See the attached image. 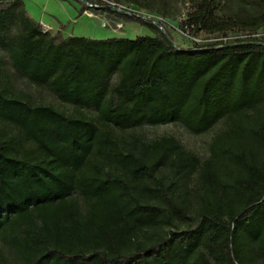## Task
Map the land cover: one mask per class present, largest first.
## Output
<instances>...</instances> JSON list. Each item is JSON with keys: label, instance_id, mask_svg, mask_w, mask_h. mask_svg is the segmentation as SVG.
Listing matches in <instances>:
<instances>
[{"label": "trees", "instance_id": "1", "mask_svg": "<svg viewBox=\"0 0 264 264\" xmlns=\"http://www.w3.org/2000/svg\"><path fill=\"white\" fill-rule=\"evenodd\" d=\"M237 1L219 19L200 0L192 32L264 28V0ZM22 6L0 0V48L18 75L72 105L0 85V233L22 264H264V40L177 48L112 9L155 34L64 38ZM220 118L203 160L172 136L115 133L173 121L202 132Z\"/></svg>", "mask_w": 264, "mask_h": 264}, {"label": "rangeland", "instance_id": "2", "mask_svg": "<svg viewBox=\"0 0 264 264\" xmlns=\"http://www.w3.org/2000/svg\"><path fill=\"white\" fill-rule=\"evenodd\" d=\"M68 1L76 3L79 8L82 3H86L89 8H86L82 12L86 16H80L81 14H79L77 21L74 22L71 17L72 7L70 4L68 5ZM109 1H115L135 8L140 14L159 21L169 38L183 48H191L195 42L206 44L236 38L264 40V28L254 31L250 34V37H247L249 35L245 34L246 31L244 33V31L236 26L234 29L226 32H206L204 30H200L198 33L192 32L189 17L200 0H23L22 10L25 15L27 12L37 15L42 14L47 20L56 22L58 28L52 29L46 25L42 27L44 29H52L53 32L60 30L62 36L74 31L79 35H84L80 31L83 25L86 28L95 29L97 32L100 30L106 32L118 30L122 31L123 35L131 36H136L137 34H155V32L138 21L127 19L123 15L110 11V8L106 7ZM240 5L237 0H213L212 9L217 18L228 19L234 15ZM89 13L92 15L89 16ZM93 18L100 20L99 26L95 24V20H92ZM129 22H133L134 24L129 26ZM100 26H104L105 28ZM158 29L159 33H161L159 27ZM13 30L17 32L19 25L15 24ZM112 81H115V76H113ZM2 84H8L17 92L29 95L34 103L53 104L66 111L72 110L71 103L57 98L46 86L37 85L18 75L11 67L8 53L0 48V85ZM226 127L225 118H220L211 127L202 132H192L181 122L173 121L153 125L141 124L123 131L115 129V133L119 138L127 137L129 134H136L146 142L162 136H172L185 150L198 155L203 160L210 154V145L213 138L225 130ZM189 188L191 190L192 202H194L197 194L201 191L200 173L198 170L192 174ZM77 198L84 209L85 207L81 198L78 196ZM0 258L6 264H22L18 254L9 245L2 233H0Z\"/></svg>", "mask_w": 264, "mask_h": 264}, {"label": "crops", "instance_id": "3", "mask_svg": "<svg viewBox=\"0 0 264 264\" xmlns=\"http://www.w3.org/2000/svg\"><path fill=\"white\" fill-rule=\"evenodd\" d=\"M69 2V1H68ZM70 4V6L72 7V13H71V17L73 19V21H77V17L79 16L78 12H77V9L79 8L78 5L76 3H68V5ZM28 17H30L31 19H33L34 21L38 22L39 24H41V26H48L50 28H58V25L56 22H53V21H50V20H47L45 18L44 15H37V14H33L31 12H27L26 14ZM80 16H86L84 13L81 14ZM92 18V17H90ZM92 20H95V24L96 25H100V20L98 19H95L93 18ZM134 23L133 22H129L128 25L129 26H132ZM98 25V26H99ZM100 27H104V26H100ZM105 28V27H104ZM75 30V29H74ZM109 30V29H108ZM81 31V34H84L86 35L85 37H88V38H94V39H107V38H113V37H123V38H127V37H134V36H131V35H123L122 31H112V30H109L108 32L106 31H103V30H100L99 32L95 31V29H90V28H86L84 27V25L82 26V28L80 29ZM69 35H79L77 32H69L68 34H66L65 36H63L64 38H66L67 36ZM84 35H80V36H84Z\"/></svg>", "mask_w": 264, "mask_h": 264}, {"label": "water", "instance_id": "4", "mask_svg": "<svg viewBox=\"0 0 264 264\" xmlns=\"http://www.w3.org/2000/svg\"><path fill=\"white\" fill-rule=\"evenodd\" d=\"M83 1H84V0H83ZM106 7L110 8V9H113V10H116V11H119V12H121V13H125V12H126L125 10L118 9L117 7L112 6V5H106ZM132 15H133V16H137V17H140V18H143V19H146V20L152 22L153 24H155L157 27L160 28L161 33L165 36V38H166V39H167L172 45L176 46L177 48H180V46L177 45L173 40H171V39L169 38V36L165 33V29H164L163 25H162L159 21L154 20V19H152V18H150V17H148V16H146V15H143V14H139V15L132 14ZM256 42H260V41H256Z\"/></svg>", "mask_w": 264, "mask_h": 264}, {"label": "built area", "instance_id": "5", "mask_svg": "<svg viewBox=\"0 0 264 264\" xmlns=\"http://www.w3.org/2000/svg\"><path fill=\"white\" fill-rule=\"evenodd\" d=\"M108 5H112V6L117 7L118 9L125 10L126 12L124 14H127V15H132V14L139 15L140 14L139 11H137L135 8H131V7L127 6V5H124L122 3H118V2H115V1H109Z\"/></svg>", "mask_w": 264, "mask_h": 264}, {"label": "bare ground", "instance_id": "6", "mask_svg": "<svg viewBox=\"0 0 264 264\" xmlns=\"http://www.w3.org/2000/svg\"><path fill=\"white\" fill-rule=\"evenodd\" d=\"M92 14L91 13H89V16H91Z\"/></svg>", "mask_w": 264, "mask_h": 264}]
</instances>
